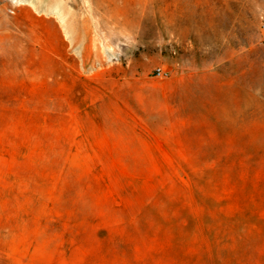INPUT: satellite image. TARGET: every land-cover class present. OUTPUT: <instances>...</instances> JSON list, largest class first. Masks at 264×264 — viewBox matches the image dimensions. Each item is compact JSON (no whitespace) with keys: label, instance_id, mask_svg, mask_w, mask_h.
<instances>
[{"label":"rangeland","instance_id":"rangeland-1","mask_svg":"<svg viewBox=\"0 0 264 264\" xmlns=\"http://www.w3.org/2000/svg\"><path fill=\"white\" fill-rule=\"evenodd\" d=\"M0 264H264V0H0Z\"/></svg>","mask_w":264,"mask_h":264},{"label":"built area","instance_id":"built-area-1","mask_svg":"<svg viewBox=\"0 0 264 264\" xmlns=\"http://www.w3.org/2000/svg\"><path fill=\"white\" fill-rule=\"evenodd\" d=\"M164 75H167V73L163 72L161 69L157 70V76H164Z\"/></svg>","mask_w":264,"mask_h":264},{"label":"bare ground","instance_id":"bare-ground-1","mask_svg":"<svg viewBox=\"0 0 264 264\" xmlns=\"http://www.w3.org/2000/svg\"><path fill=\"white\" fill-rule=\"evenodd\" d=\"M14 2H21V1H24V0H13Z\"/></svg>","mask_w":264,"mask_h":264}]
</instances>
